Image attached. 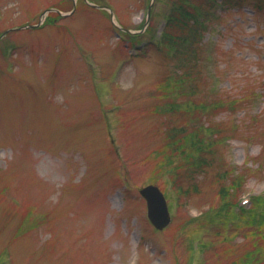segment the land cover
<instances>
[{
    "label": "rangeland",
    "instance_id": "1",
    "mask_svg": "<svg viewBox=\"0 0 264 264\" xmlns=\"http://www.w3.org/2000/svg\"><path fill=\"white\" fill-rule=\"evenodd\" d=\"M90 2L111 10L0 0V259L264 264V221L249 217L264 210V0ZM177 3L195 9L167 23ZM54 7L72 12L47 23ZM201 121L195 172L171 128L191 142ZM149 184L170 205L161 230L140 194Z\"/></svg>",
    "mask_w": 264,
    "mask_h": 264
},
{
    "label": "water",
    "instance_id": "2",
    "mask_svg": "<svg viewBox=\"0 0 264 264\" xmlns=\"http://www.w3.org/2000/svg\"><path fill=\"white\" fill-rule=\"evenodd\" d=\"M148 202V213L153 223L162 228L170 220V214L165 196L158 186L150 184L140 190Z\"/></svg>",
    "mask_w": 264,
    "mask_h": 264
},
{
    "label": "trees",
    "instance_id": "3",
    "mask_svg": "<svg viewBox=\"0 0 264 264\" xmlns=\"http://www.w3.org/2000/svg\"><path fill=\"white\" fill-rule=\"evenodd\" d=\"M179 19H178V10H176V11H174L173 12V22H177ZM180 22H182V20H179ZM176 131V130H175ZM179 132V131H178ZM170 140H171V142H173L174 143V146H175V144H177L178 142L180 143V144H182V148L184 147V145L185 144H187L188 142L194 147V148H196L198 151H203L206 147H207V144H206V142H205V139H203V138H200L198 135H197V133L195 134H193V136H192V141L190 142V140H189V136H184V138L183 137H178L177 138V135H176V133H175V135H174V137H172V138H170ZM186 157H191V154H188V156H186ZM236 186H238V182L236 181L233 185H232V188H231V191L229 192V189H227V190H225L224 191V193H222L221 191V193H222V198L223 199H225L228 195H230L231 193H234V189H235V187ZM254 209H255V206H253L251 209H250V211L252 212V211H254Z\"/></svg>",
    "mask_w": 264,
    "mask_h": 264
}]
</instances>
